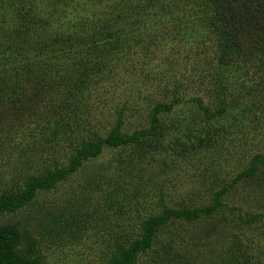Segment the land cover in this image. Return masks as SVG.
<instances>
[{
	"label": "rangeland",
	"instance_id": "obj_1",
	"mask_svg": "<svg viewBox=\"0 0 264 264\" xmlns=\"http://www.w3.org/2000/svg\"><path fill=\"white\" fill-rule=\"evenodd\" d=\"M211 1L0 0V66L36 58L54 77L100 58L72 96L46 94L40 114L0 136V194L37 182L21 205L0 208L7 255L264 264V59L215 60ZM103 24L116 40L75 41ZM52 37L72 41L40 52ZM82 142L97 152L70 164ZM195 209L206 212L181 217Z\"/></svg>",
	"mask_w": 264,
	"mask_h": 264
},
{
	"label": "trees",
	"instance_id": "obj_2",
	"mask_svg": "<svg viewBox=\"0 0 264 264\" xmlns=\"http://www.w3.org/2000/svg\"><path fill=\"white\" fill-rule=\"evenodd\" d=\"M211 15L207 17L208 27L211 31V42L215 60H226L227 57L238 59L243 55H259L264 59V0H212ZM28 25L24 24L23 31H26ZM106 30H113V34L107 33ZM98 33L101 37H97L98 33H94L95 37L86 35L85 39H75L79 45L97 44L100 39L107 42L109 39L116 40L117 31L109 24L99 26ZM72 41V40H71ZM69 41V42H71ZM65 42L69 44L67 37L51 38L46 45H41V49H49L56 47V50L66 49ZM33 51H36L33 49ZM37 52V53H40ZM78 58V57H77ZM34 60H24L23 66H0V136L8 134L11 129L23 118L46 108L43 96L46 94L58 96H72L74 90L82 84L83 80L77 78L80 73L94 71V68L100 62V58H91L89 61L76 60L68 66L67 73L64 71L58 76H48L47 70L49 66L36 58ZM80 61H84L80 64ZM86 62L90 63L86 66ZM65 70V69H63ZM18 85V86H17ZM11 91V92H10ZM10 92V93H9ZM14 93V94H13ZM58 102V99H57ZM48 104L47 109L55 110L58 103ZM45 104V105H44ZM41 105V106H40ZM115 134V133H114ZM115 137V135L113 136ZM121 139H125V135L118 138H112L111 141L103 140L107 144L116 145ZM91 143H78L74 149L72 158L69 163L73 164L76 160L93 155L97 150ZM94 149V150H93ZM58 171H56V174ZM53 181L51 178L43 180L44 185ZM32 177H27L24 184L26 188L20 189V193L12 190L15 197H8V193L0 194V208H12L22 204L25 200L24 196H29L32 186L36 184ZM41 185V184H40ZM205 209H195L183 211L181 217L184 220H194L200 212ZM206 212V211H205ZM152 225V224H151ZM12 246L11 237L7 232H0V264H35L34 261L21 262L14 255H7L6 250Z\"/></svg>",
	"mask_w": 264,
	"mask_h": 264
}]
</instances>
